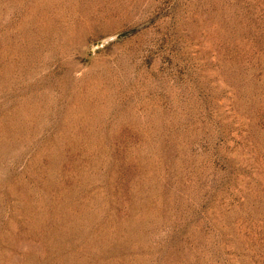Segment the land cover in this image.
Segmentation results:
<instances>
[{
    "label": "rangeland",
    "instance_id": "obj_1",
    "mask_svg": "<svg viewBox=\"0 0 264 264\" xmlns=\"http://www.w3.org/2000/svg\"><path fill=\"white\" fill-rule=\"evenodd\" d=\"M0 264H264V0H0Z\"/></svg>",
    "mask_w": 264,
    "mask_h": 264
}]
</instances>
